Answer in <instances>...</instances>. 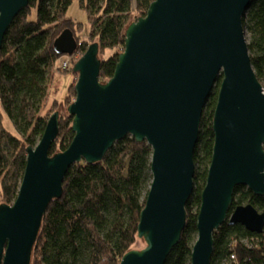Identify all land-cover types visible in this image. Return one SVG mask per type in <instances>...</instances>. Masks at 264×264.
Wrapping results in <instances>:
<instances>
[{
  "label": "water",
  "instance_id": "obj_1",
  "mask_svg": "<svg viewBox=\"0 0 264 264\" xmlns=\"http://www.w3.org/2000/svg\"><path fill=\"white\" fill-rule=\"evenodd\" d=\"M29 0H0V48L8 27ZM251 0H152L124 32L112 76L99 80L98 43L87 45L71 71L77 74L72 140L50 154L59 111L48 117L12 203L0 204V264H30L43 214L63 194V179L81 159L102 161L113 143L130 135L151 147V182L139 212L138 239L118 264H164L181 237L185 204L193 192L194 149L202 108L222 76L212 117L213 148L196 216L190 264H210L214 231L226 220L262 233L264 211L238 204L237 185L264 195V94L250 63L242 16ZM69 30L59 53L75 50Z\"/></svg>",
  "mask_w": 264,
  "mask_h": 264
},
{
  "label": "trees",
  "instance_id": "obj_2",
  "mask_svg": "<svg viewBox=\"0 0 264 264\" xmlns=\"http://www.w3.org/2000/svg\"><path fill=\"white\" fill-rule=\"evenodd\" d=\"M72 2L29 0L2 40L0 204L15 200L25 169L26 148L39 141L51 114L44 110L49 98L47 81L52 79L49 75L54 64L65 55L56 49L64 31L69 30L77 41L75 50L67 54L71 57L77 50L82 55L89 43H98L99 80L106 81L124 48L126 28L145 15L152 0H77L87 15L86 38L78 36L82 24L66 14ZM242 19L249 35L250 63L264 87V0H251ZM105 51H110L107 58ZM221 79L218 75L202 108L193 153V192L185 204V225L164 264H190L200 195L212 157V117ZM66 97L68 106L75 97L74 84L67 87ZM56 100H52L51 108ZM4 116L12 131L6 128ZM59 116V131L50 154L66 149L73 136L72 116L67 112ZM150 154L151 147L145 141L126 135L113 143L102 161L89 164L81 159L72 164L62 181L63 195L53 199L42 216L30 264H118L138 240L139 212L151 182ZM232 198L229 213L238 204L249 203L259 212L264 211V195L257 196L246 186L237 185ZM262 230L250 232L240 223L226 220L214 231L210 264H264V227ZM232 254L235 259H231Z\"/></svg>",
  "mask_w": 264,
  "mask_h": 264
},
{
  "label": "rangeland",
  "instance_id": "obj_3",
  "mask_svg": "<svg viewBox=\"0 0 264 264\" xmlns=\"http://www.w3.org/2000/svg\"><path fill=\"white\" fill-rule=\"evenodd\" d=\"M66 14L67 16L75 20L76 22H80L82 24L83 29L78 33V36L81 38H84V37L86 38V33L89 29L87 15L83 11V9L80 8V5L78 4L77 0H73L71 5L68 7ZM245 34H246V41L248 42L249 35L246 30H245ZM79 54L80 53L77 50V52H75L74 59L71 58L70 59L71 63L69 62L65 68L62 67L61 65L64 59L66 58V55H64L62 58H59L57 62L54 64L53 69L50 71L52 72V75L51 76L49 75V78L52 77V79L50 83L47 81L48 90H49L48 91L49 98L46 101V105H45L46 107L44 109L45 111H49V113H52L53 110L55 111V109H57L60 115L66 112L67 105H65L64 98L67 95V87L70 86L71 84L76 83L75 81H76L77 75L73 73V71H71V68L73 64L75 63L76 59H78L81 56ZM109 54H110V51H105L104 57L107 58ZM68 96L66 98H68ZM55 98L57 100L53 104L54 105L53 108H55L53 109L51 108V104L53 103L52 100ZM4 123L6 125V128L12 131V125L10 121L7 119V116H4ZM143 245H144L143 239L139 238L131 247L135 249H140L143 247Z\"/></svg>",
  "mask_w": 264,
  "mask_h": 264
},
{
  "label": "built area",
  "instance_id": "obj_4",
  "mask_svg": "<svg viewBox=\"0 0 264 264\" xmlns=\"http://www.w3.org/2000/svg\"><path fill=\"white\" fill-rule=\"evenodd\" d=\"M74 56H75V55H73L72 57L69 56V55L66 56V58H65L64 61L62 62V65H61V66L65 68V67L68 65V63L70 62V59H71V58L74 59ZM70 63H71V62H70ZM262 92H263V94H264V87H263V91H262ZM230 257H231V259H235L234 254H232Z\"/></svg>",
  "mask_w": 264,
  "mask_h": 264
},
{
  "label": "clouds",
  "instance_id": "obj_5",
  "mask_svg": "<svg viewBox=\"0 0 264 264\" xmlns=\"http://www.w3.org/2000/svg\"><path fill=\"white\" fill-rule=\"evenodd\" d=\"M66 56H68L67 54H65ZM76 62V61H75Z\"/></svg>",
  "mask_w": 264,
  "mask_h": 264
}]
</instances>
